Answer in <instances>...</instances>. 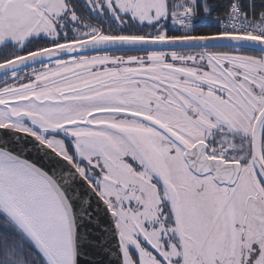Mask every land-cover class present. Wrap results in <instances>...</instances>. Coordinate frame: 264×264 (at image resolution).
I'll return each instance as SVG.
<instances>
[{
    "label": "snow or ice",
    "instance_id": "6c2138e0",
    "mask_svg": "<svg viewBox=\"0 0 264 264\" xmlns=\"http://www.w3.org/2000/svg\"><path fill=\"white\" fill-rule=\"evenodd\" d=\"M0 264H264V0H0Z\"/></svg>",
    "mask_w": 264,
    "mask_h": 264
}]
</instances>
